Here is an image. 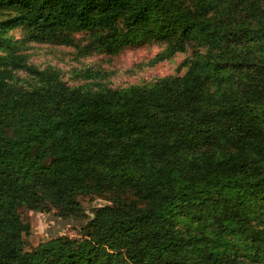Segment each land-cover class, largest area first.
Returning a JSON list of instances; mask_svg holds the SVG:
<instances>
[{
    "label": "trees",
    "instance_id": "obj_1",
    "mask_svg": "<svg viewBox=\"0 0 264 264\" xmlns=\"http://www.w3.org/2000/svg\"><path fill=\"white\" fill-rule=\"evenodd\" d=\"M153 42L185 72L72 85L27 53ZM22 208L80 237L27 250ZM0 264H264V0H0Z\"/></svg>",
    "mask_w": 264,
    "mask_h": 264
},
{
    "label": "rangeland",
    "instance_id": "obj_2",
    "mask_svg": "<svg viewBox=\"0 0 264 264\" xmlns=\"http://www.w3.org/2000/svg\"><path fill=\"white\" fill-rule=\"evenodd\" d=\"M9 35L15 41H22L25 38L24 31L19 27L12 28ZM76 38L80 40L79 44H86L84 34L78 33ZM162 48L163 45L159 42L143 43L137 46H128L116 55H107L97 52L86 54L76 46L33 43L27 53L30 62L42 68L53 66L60 69L69 84L85 83L87 80L84 75H80V71L89 68L96 75V81L113 87H121L184 73L185 68L181 66V63L190 51L186 54L177 53L170 59L152 63V58ZM108 202L107 197L100 196L82 199L83 205L89 212L93 207ZM20 213L31 226V233L26 237L27 250H32L51 236L59 234L80 237L78 228L72 224H63L52 213L38 212L27 208H22Z\"/></svg>",
    "mask_w": 264,
    "mask_h": 264
}]
</instances>
